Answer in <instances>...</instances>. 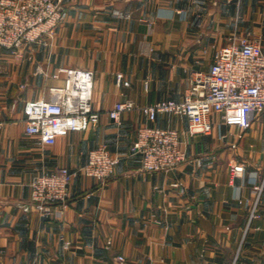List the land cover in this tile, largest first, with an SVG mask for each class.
<instances>
[{
  "label": "crops",
  "instance_id": "1",
  "mask_svg": "<svg viewBox=\"0 0 264 264\" xmlns=\"http://www.w3.org/2000/svg\"><path fill=\"white\" fill-rule=\"evenodd\" d=\"M63 6L50 44L0 47V264H264V113L247 129L212 113L207 131L196 134L176 113L151 120L134 109L120 123L107 113L118 101L182 99L194 73L210 69L217 49L235 36H259L264 50V0ZM62 66L94 70L92 105L102 116L94 127L42 143L26 132L24 106L64 85L65 75H55ZM144 125L178 128L189 159L145 170L132 153ZM102 144L120 157L110 180L78 172L65 205L43 210L31 201L36 175L78 170ZM237 162L246 166L243 175L231 171Z\"/></svg>",
  "mask_w": 264,
  "mask_h": 264
},
{
  "label": "built area",
  "instance_id": "2",
  "mask_svg": "<svg viewBox=\"0 0 264 264\" xmlns=\"http://www.w3.org/2000/svg\"><path fill=\"white\" fill-rule=\"evenodd\" d=\"M64 17L63 0H0V47L18 52L32 43L50 44ZM65 75L62 86H52L49 98L27 100L24 106L26 132L42 143H55L72 130L96 126L102 113L93 108L95 72L86 67L62 66L55 74ZM118 81L129 84L123 73ZM139 109L149 119L159 113H176L189 119L191 134L207 131V117L220 113L226 123L247 129L254 117L264 113V50L259 36H235L219 49L208 70H198L180 100L164 99L137 106L132 100L118 101L107 113L121 122L124 111ZM132 153L140 155L147 171L171 169L189 159L182 146L181 131L175 127L144 125L138 129ZM120 161L117 154L102 144L92 149L88 162L78 170L59 167L44 171L31 181V201L43 210L65 205L69 186L78 172L101 183L110 180ZM199 164L202 163L197 158ZM234 175H243L244 163H233ZM29 209V205H24ZM256 215L255 211L252 213ZM120 263L126 261L118 255ZM144 264H156L150 260Z\"/></svg>",
  "mask_w": 264,
  "mask_h": 264
}]
</instances>
